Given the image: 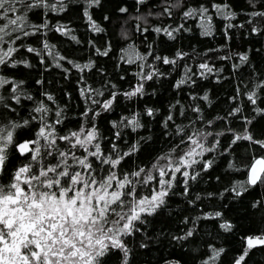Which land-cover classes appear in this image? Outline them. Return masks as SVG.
Listing matches in <instances>:
<instances>
[{
    "label": "snow or ice",
    "instance_id": "obj_1",
    "mask_svg": "<svg viewBox=\"0 0 264 264\" xmlns=\"http://www.w3.org/2000/svg\"><path fill=\"white\" fill-rule=\"evenodd\" d=\"M165 2L163 13L157 15L171 16L173 9L183 6L182 0ZM136 3L143 5L146 0ZM247 3L251 8L247 19L241 24L225 25L226 40L231 39L230 29L243 28L245 24L250 27V34H264V0H247ZM71 4L82 5L83 18L92 33L105 31L93 19L91 11L100 8L102 0H0V70L4 72L0 74V264H133L135 249L148 247L145 239L137 244V235L148 238L144 229L149 218L164 211L171 214V197L190 196L191 182H197L203 173L213 169L218 156L227 158V170L241 173L243 178L234 180L218 193L208 192L204 198L223 200L230 194L232 200L242 202L253 189H264V128L258 135L254 134V125L264 121V79L253 78L249 83L241 80L244 89L237 85L235 94L228 97L227 111L212 118L206 117L200 103L186 105L177 99L157 121L159 108L145 105L143 110H136L135 103L155 95V91L148 92V82L170 75L161 71L159 65L180 69L182 75L173 85L177 92L194 87L197 80L216 77L214 82H220L219 73L223 69L215 68L206 59L181 66L179 62L190 57L188 52L177 50L173 57L163 56L155 54L153 45L148 44V51L142 54L129 45L117 67L119 63L135 65L137 70L131 75L136 82L121 90L106 79L94 88L84 74L96 68V61L75 63L49 43V33L81 43L67 24L60 20L52 22L53 15L59 17L69 11ZM211 10L225 21H233L237 16L227 3H211ZM118 11L123 14L128 9L121 7ZM34 13L40 14L41 22H33L30 14ZM182 17L197 19L202 36H214L213 15L208 6L188 7ZM109 19L104 16L105 21ZM135 19L147 24L143 15ZM182 29L187 30L181 24L176 28L152 27L151 31L176 40L175 34ZM136 30L143 34L149 28H141L137 23ZM33 37L39 38V47L28 43ZM88 43L95 56H110V45L98 47L91 40ZM21 49L38 57L44 72L55 67L65 74V79L72 69L80 74L77 87L84 109L78 117H73L78 120L75 126L65 125L69 119L66 107L57 104L51 93L43 91V99L38 100L24 88L25 80L11 78L7 73V69L35 67L27 56L20 55ZM214 51L219 49H208L203 55L208 57ZM216 59H235L232 69L237 73L249 64L247 53H230ZM96 70L104 74L102 68ZM119 79L125 80V75L121 74ZM35 83L43 86L45 81L38 79ZM121 98L132 101L133 107L118 120H109L111 132L105 135L98 126V118L115 111ZM189 98L212 107L207 93H189ZM25 101L32 102V106L26 115H21ZM47 102L55 105V109ZM152 121L162 130L157 140L150 134L136 135L129 142V133H140ZM157 141L165 147L149 164L133 159L142 148H151ZM216 179L219 181L220 177ZM177 188L182 191L177 192ZM201 199L197 193L187 203L195 206ZM251 207L264 210V198L254 201ZM201 220L216 221L224 233L237 235L236 225L225 218L223 211L201 210V214L192 218V226L180 235L172 234L171 240L178 244L190 241ZM181 223L189 224V217L185 216ZM261 223L264 224V218ZM239 241L240 252L230 264H247L253 250L264 249V229L241 235ZM223 254V247L208 245L199 264H222ZM165 264H180V261L166 260Z\"/></svg>",
    "mask_w": 264,
    "mask_h": 264
},
{
    "label": "trees",
    "instance_id": "obj_2",
    "mask_svg": "<svg viewBox=\"0 0 264 264\" xmlns=\"http://www.w3.org/2000/svg\"><path fill=\"white\" fill-rule=\"evenodd\" d=\"M211 3H227L232 10L237 14L233 21H225L218 15L212 12ZM201 4L208 6L210 14L213 15L214 36L204 37L201 35L199 28V21L192 18H183L182 12L188 7H199ZM182 7L173 9L171 16L157 15L163 13L166 6L165 0H146L143 5H138L136 0H102L100 8L92 9L93 19L97 21L101 27L105 29L104 32L94 34L89 30L88 24L85 22L82 15V5L71 4L69 11L62 13L59 17L53 15L52 22L55 23L60 20L67 24L74 31L72 34L76 35L81 41L76 44L67 37H62L58 33H49V43L56 46L55 51L61 55L68 57L75 63H87L89 59L96 61V68H102L104 74H101L94 68L91 72H85L87 83L92 87H100L106 79L116 83L121 90H127L136 81L131 75L136 71L135 65H127L126 63H119V58L124 54V50L132 45L137 52L146 53L148 51V44L153 45V52L155 54L173 57L177 50L190 53V57L179 63L183 66L185 63H198L202 59L215 66V68H222L223 71L219 73L220 82H214L216 77H211L206 80H197V83L192 88L185 87L177 92L173 88L174 83L180 78L182 72L180 69L172 70L171 66L159 65L161 71L170 73L167 78H160L153 82H148L146 85L148 92L155 91L154 96H145L142 100L135 103L136 110H143L145 105L160 109V115L157 117L159 121L167 112L168 105L174 103L179 99L184 104L200 103L204 107L207 118H212L216 114H222L227 111L230 106L229 96L235 94L237 85L244 89V84L249 83L251 79H264V34L259 36L250 34V27L245 24L243 28L234 27L229 30L230 40L225 39V25L229 22L233 24H241L247 19V13L251 11L247 0H182ZM121 7L128 9L127 13H120L118 10ZM139 9V10H138ZM152 15H148L149 13ZM33 22H41L39 13L30 14ZM109 16L110 19L105 21L104 16ZM145 16L147 24L143 21H138L135 17ZM137 23L141 28L148 27L149 30L141 34L136 30ZM183 24L184 29L181 30L176 40H168L166 36L158 35L151 31L152 27H166L171 26L176 28ZM89 40L94 41L98 47H103L106 44L111 46L109 57H97L94 55L93 49L89 46ZM32 46L39 47V38L33 37L28 40ZM208 49H219V51L210 52L208 57L203 53ZM259 49L260 51H257ZM247 53L249 55V64L243 66L240 71L234 72L232 64L233 60H219L216 57L227 54ZM197 54H199L197 56ZM21 56L27 58L35 65L32 69L18 67L16 69H7V73L11 78L23 79L26 81L24 88L29 91L36 99H43L41 93L48 91L51 93L57 102L62 107H66V112L69 117L65 121V125L73 127L78 123V120L73 117H78L84 109V103L79 95L77 80L79 73L75 69L71 70V75L65 79V74L55 67L51 71L44 72L43 66L39 64V58L27 54L21 49ZM195 56L193 60L191 57ZM46 62L50 60L45 56ZM152 60V57H149ZM153 63H158L152 61ZM64 67L71 68L65 62ZM0 74H4L0 70ZM125 75V80H120L119 76ZM227 77V79H225ZM43 79L45 84L43 86L37 85L36 80ZM189 93L193 95H204L207 93L212 102V107H207L203 101H192L189 98ZM243 99V98H242ZM26 107L21 109V115H26L28 107L32 106V102L25 101ZM50 104L53 109L55 105ZM246 106V104H245ZM129 107H133L132 101L125 102L123 98L117 104L116 110L109 113H104L98 118V126L105 135L111 132V125L109 120H118L122 114H129ZM255 133L259 134L260 130L264 128V121L255 124ZM149 129L151 131H149ZM161 128L156 121H152L148 126L140 131L138 134H128L129 142H131L136 135L148 136L152 135L153 140L161 133ZM30 135V133H28ZM225 140V138H222ZM123 144V142H120ZM165 147L160 141H157L151 148L144 147L141 152L133 159L144 165L149 164L150 160L162 148ZM243 150L241 149V152ZM212 154H209L211 156ZM129 164L132 161L128 162ZM216 177H220L217 181ZM241 173H234L227 170V158L217 157L216 163L209 172L203 173L197 182H191V195L172 196L170 199L171 214L164 211L155 217L149 218V223L144 231L147 237L137 235V244L140 239H145L148 247L134 251L133 264H165L166 260H179L180 264H199V258L204 257L207 252V246L213 245L217 248L223 247L225 254L222 256V264H230L235 255L240 252L239 236L245 234H255L258 230L264 229V224L261 223L264 218V210L252 208L254 201L264 198V189H253L242 198V202H237L231 199L230 194H226L223 200L216 197L206 199L208 192L222 191L226 186H230L231 182L237 179H242ZM177 192L182 189L177 188ZM199 193L201 200L196 202L195 206L187 203L188 199H195L196 194ZM227 204V207L223 205ZM203 212L223 211L225 218L236 225L237 235L226 234L218 227L216 221L201 220L198 222L196 235L190 240L178 244L171 240V235L182 234V230L191 227V220L196 215ZM189 217V224H182L183 218ZM157 236L159 238L157 239ZM219 264V262H218ZM247 264H264V249H255L250 253L247 259Z\"/></svg>",
    "mask_w": 264,
    "mask_h": 264
}]
</instances>
